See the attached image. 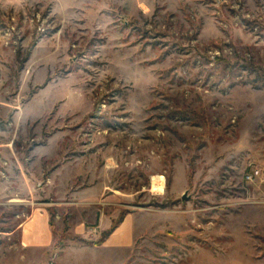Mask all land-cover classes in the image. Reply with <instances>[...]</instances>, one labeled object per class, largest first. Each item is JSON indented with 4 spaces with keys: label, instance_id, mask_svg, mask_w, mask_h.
<instances>
[{
    "label": "rangeland",
    "instance_id": "374dc122",
    "mask_svg": "<svg viewBox=\"0 0 264 264\" xmlns=\"http://www.w3.org/2000/svg\"><path fill=\"white\" fill-rule=\"evenodd\" d=\"M0 264H264V0H0Z\"/></svg>",
    "mask_w": 264,
    "mask_h": 264
},
{
    "label": "crops",
    "instance_id": "0c3cea01",
    "mask_svg": "<svg viewBox=\"0 0 264 264\" xmlns=\"http://www.w3.org/2000/svg\"><path fill=\"white\" fill-rule=\"evenodd\" d=\"M49 220L45 218V216H42L39 219L34 218L28 226L25 227V235H24V241L29 246L31 245H43L48 242L50 239V224L48 223ZM129 219H125V221L122 223V238L127 237V233L125 230H127ZM125 229V230H124Z\"/></svg>",
    "mask_w": 264,
    "mask_h": 264
},
{
    "label": "bare ground",
    "instance_id": "6f19581e",
    "mask_svg": "<svg viewBox=\"0 0 264 264\" xmlns=\"http://www.w3.org/2000/svg\"><path fill=\"white\" fill-rule=\"evenodd\" d=\"M165 177H154L153 179V190L163 193L165 191L164 184Z\"/></svg>",
    "mask_w": 264,
    "mask_h": 264
},
{
    "label": "built area",
    "instance_id": "2783aa9c",
    "mask_svg": "<svg viewBox=\"0 0 264 264\" xmlns=\"http://www.w3.org/2000/svg\"><path fill=\"white\" fill-rule=\"evenodd\" d=\"M259 174H260V170H258V169L253 170L251 173L246 175V179L253 181V179Z\"/></svg>",
    "mask_w": 264,
    "mask_h": 264
},
{
    "label": "water",
    "instance_id": "95a60500",
    "mask_svg": "<svg viewBox=\"0 0 264 264\" xmlns=\"http://www.w3.org/2000/svg\"><path fill=\"white\" fill-rule=\"evenodd\" d=\"M184 199H186V196H184Z\"/></svg>",
    "mask_w": 264,
    "mask_h": 264
}]
</instances>
